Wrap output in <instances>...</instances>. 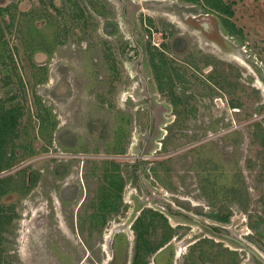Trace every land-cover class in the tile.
Wrapping results in <instances>:
<instances>
[{"label": "rangeland", "instance_id": "374dc122", "mask_svg": "<svg viewBox=\"0 0 264 264\" xmlns=\"http://www.w3.org/2000/svg\"><path fill=\"white\" fill-rule=\"evenodd\" d=\"M146 72L183 88L186 127L143 157ZM1 165L0 264H133L138 224V264L169 236L174 264H258L182 213L264 255V0H0Z\"/></svg>", "mask_w": 264, "mask_h": 264}, {"label": "crops", "instance_id": "0c3cea01", "mask_svg": "<svg viewBox=\"0 0 264 264\" xmlns=\"http://www.w3.org/2000/svg\"><path fill=\"white\" fill-rule=\"evenodd\" d=\"M174 60L175 59L172 57H160L154 60V62H152V61H149L147 58L145 59L141 58L139 62L147 66H149L150 64H153L156 68H159L161 66L168 67L171 64H174L175 63ZM164 67L161 70L165 69ZM146 75H148L147 72H146ZM146 75L141 74V76L144 79L143 82L145 83V87L147 86V88L145 89L146 91L143 92L144 91L143 90L142 92H143V95L144 94L148 95L149 100L146 103H144L141 109L142 111L139 112L138 108L136 110L139 113H143V110L146 107V112H147L146 121L143 122V125H141V123L139 124L140 128L147 127L145 132L142 135L140 134L138 136V139L140 140V142L141 140L143 141V148L141 150V153H142L141 155H143V157L146 156L147 153L150 156L155 155V153L158 152V150L163 149V146L165 148L168 147V141H166V137H164L163 135L162 136L160 135L161 130H164L165 126L166 127L171 126V128L172 127H176V128L186 127L185 123L183 125H179V123L177 124L175 123L176 114H174V110L176 106L178 105V103L180 101H183V99H186V97H184L186 95L185 91L181 93L183 88H179V89H177L176 87L173 88V86L175 85L174 82H176L175 78L168 79L166 83V85L168 86L167 88H160L159 86L160 84H158V81L161 80V82L164 83V79H160L158 72H157V75L159 76V79L153 78L152 80L150 76L151 73L147 77H145ZM150 80H152V82ZM123 102H124V99H123ZM170 118H171L170 124H167L165 120L170 119ZM166 132L168 133L167 129H166ZM175 136H177V134ZM178 136L180 135L178 134ZM178 139H179L178 137L175 138V140H178ZM155 160H159V158Z\"/></svg>", "mask_w": 264, "mask_h": 264}, {"label": "trees", "instance_id": "16d2710c", "mask_svg": "<svg viewBox=\"0 0 264 264\" xmlns=\"http://www.w3.org/2000/svg\"><path fill=\"white\" fill-rule=\"evenodd\" d=\"M215 8H217L218 10H224L228 13H233L232 10L228 9L227 11V8L224 7L223 5L221 4H216L214 5ZM102 15H104L103 13H100ZM223 23H225L226 25V31L227 32H230V28L229 26L227 25V20L225 19L223 21ZM157 65V64H156ZM0 168H2V165L0 166ZM2 170H0L1 172ZM241 175V174H240ZM202 182V186H203V189H206V187L203 185L204 184V181L203 180H200ZM238 192V190H235ZM227 194H230V197L228 200H234L236 202H240V204H246L248 205V202H249V199H248V190H247V186H246V182L245 180L241 179V194L239 193H232L230 192L229 190L227 191L226 195ZM209 196L208 194V191H207V197ZM240 197H243V200L245 201H242L240 200ZM226 199V197L224 198ZM104 202V201H103ZM215 207L218 208V210L214 213L216 217L222 219V221H228L229 220V217H230V210H229V206H219L217 203L214 204ZM142 218H139V222L141 221ZM136 224V223H135ZM138 225H136V231H137V244H136V256H135V261L133 262V264H138L139 263V256H140V249H141V245H142V241H140L139 239L142 238L141 235H140V231H138ZM216 230H219V227H214ZM121 238L123 237V239L125 240V233H119L116 237L117 238ZM171 240V237H167L166 239H164L163 243H161L157 248L155 249H151L150 250V253H155L154 254V261L156 262V264H174V257H175V248H174V245L172 243H169Z\"/></svg>", "mask_w": 264, "mask_h": 264}, {"label": "flooded vegetation", "instance_id": "af4514ba", "mask_svg": "<svg viewBox=\"0 0 264 264\" xmlns=\"http://www.w3.org/2000/svg\"><path fill=\"white\" fill-rule=\"evenodd\" d=\"M225 20V18H222L221 20H220V27H221V32H222V34H223V36H225L226 34H225V31H226V25H225V23H223V21ZM180 37H182V38H184V40L183 39H181ZM172 47H173V49L175 50V51H183V50H185L186 48H187V40H186V38L184 37V36H176L175 37V39L173 40V42H172ZM201 51H198V53H200ZM211 56V55H210ZM164 57V56H163ZM141 58L142 59H145V58H147L149 61L152 59L153 60V62H154V60H156L157 58H160V57H151V56H149V55H147L146 56V54H143L142 56H141ZM173 58L174 59H178L177 57H174L173 56ZM192 57H189V59H191ZM211 58H214V56L212 55V57ZM180 60V59H179ZM182 62H184L183 60H181ZM208 66H210L209 67V72L211 73V75H213V74H215L214 73V71H215V66H213V65H208ZM156 68V67H155ZM210 82V81H209ZM163 82H161L160 81V83L159 84H162ZM211 84H216V83H212V82H210ZM163 85H164V83H163ZM145 88H147V86L145 87ZM160 88H163V87H160ZM162 90V89H161ZM183 215H185V217H188V218H192V216L193 215H191V214H189L188 212H186V211H184L183 213H182ZM206 227V226H205ZM213 227V229L215 230V228H214V226H212ZM212 227H207V228H209V229H212ZM218 231V230H217ZM220 231H224V232H226L227 230H220ZM220 231H218V232H220ZM254 258L256 259V261H257V263L258 264H263L258 258H256L255 256H254Z\"/></svg>", "mask_w": 264, "mask_h": 264}, {"label": "water", "instance_id": "95a60500", "mask_svg": "<svg viewBox=\"0 0 264 264\" xmlns=\"http://www.w3.org/2000/svg\"><path fill=\"white\" fill-rule=\"evenodd\" d=\"M180 38L184 40V38H182V37H180ZM192 219L194 221L206 226V227H212L208 223H205L206 222L205 220L201 219L200 217H198L196 215H193ZM213 232L217 233L218 235H220L223 238L229 239L230 241L239 245V247L246 249L250 254H252L253 256L258 258L264 264V255L262 253H260V251H258V249H256L254 246H252L247 241H245L244 239L237 237L231 233H228L227 231L226 232H224V231L217 232L216 230H213Z\"/></svg>", "mask_w": 264, "mask_h": 264}, {"label": "bare ground", "instance_id": "6f19581e", "mask_svg": "<svg viewBox=\"0 0 264 264\" xmlns=\"http://www.w3.org/2000/svg\"><path fill=\"white\" fill-rule=\"evenodd\" d=\"M111 230H112V229H111ZM114 231H115V230H114ZM112 233H113V232H107V235H106V236H107V237H106V240H107V241H108L109 239L111 240ZM112 239H113V238H112ZM108 244H109V243H108ZM106 245H107V244H106ZM178 247H179V246H178ZM180 248H181V247H180ZM106 249H108L107 246H106Z\"/></svg>", "mask_w": 264, "mask_h": 264}]
</instances>
